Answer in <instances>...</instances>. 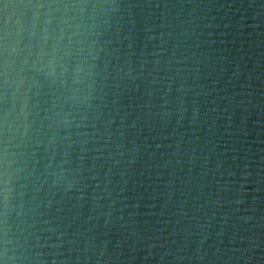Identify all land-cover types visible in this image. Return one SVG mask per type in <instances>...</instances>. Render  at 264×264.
Segmentation results:
<instances>
[{"label": "clouds", "instance_id": "obj_1", "mask_svg": "<svg viewBox=\"0 0 264 264\" xmlns=\"http://www.w3.org/2000/svg\"><path fill=\"white\" fill-rule=\"evenodd\" d=\"M205 8L0 0V264H250L264 211L218 139L247 65Z\"/></svg>", "mask_w": 264, "mask_h": 264}, {"label": "water", "instance_id": "obj_2", "mask_svg": "<svg viewBox=\"0 0 264 264\" xmlns=\"http://www.w3.org/2000/svg\"><path fill=\"white\" fill-rule=\"evenodd\" d=\"M203 3L210 5V8L204 9L207 15L205 23L213 25L208 31L212 33L211 40L215 41L216 48L232 54L239 52L247 65L240 81L245 87L237 85L235 89L243 93L236 97V105L240 106L233 109L235 123L229 129L223 127L224 121L221 120L218 139L228 145L230 152L235 147L241 168L245 158L249 162L248 170L252 173L249 190L255 194L249 196V200L258 198V207L264 211V190L257 191L258 188L264 189L261 183L264 173L260 172V168L264 167L261 164L264 159V0H203ZM224 86L225 81H221V97L226 94L222 91ZM228 93L234 94L231 86ZM241 101H244L242 105ZM227 103L222 101L221 107H227ZM248 235H257L260 239L253 245L245 243V249H254L247 252L246 258H250V264H264V259H261L264 256V231L257 229ZM239 264H245V261L241 260Z\"/></svg>", "mask_w": 264, "mask_h": 264}]
</instances>
